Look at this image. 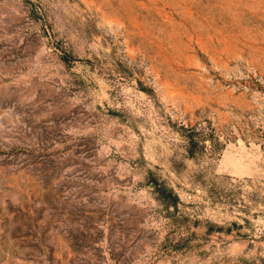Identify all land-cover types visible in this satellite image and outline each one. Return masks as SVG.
Masks as SVG:
<instances>
[{"label":"rangeland","instance_id":"obj_1","mask_svg":"<svg viewBox=\"0 0 264 264\" xmlns=\"http://www.w3.org/2000/svg\"><path fill=\"white\" fill-rule=\"evenodd\" d=\"M0 264H264V0H0Z\"/></svg>","mask_w":264,"mask_h":264},{"label":"trees","instance_id":"obj_2","mask_svg":"<svg viewBox=\"0 0 264 264\" xmlns=\"http://www.w3.org/2000/svg\"><path fill=\"white\" fill-rule=\"evenodd\" d=\"M190 144L193 145L194 144V140L193 138H189ZM196 142V141H195Z\"/></svg>","mask_w":264,"mask_h":264}]
</instances>
